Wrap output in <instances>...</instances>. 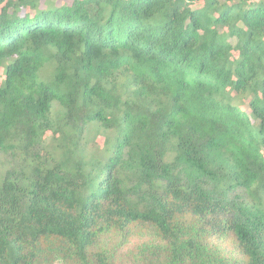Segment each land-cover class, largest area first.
<instances>
[{
    "label": "trees",
    "instance_id": "trees-1",
    "mask_svg": "<svg viewBox=\"0 0 264 264\" xmlns=\"http://www.w3.org/2000/svg\"><path fill=\"white\" fill-rule=\"evenodd\" d=\"M254 1L0 0V264H264Z\"/></svg>",
    "mask_w": 264,
    "mask_h": 264
},
{
    "label": "rangeland",
    "instance_id": "rangeland-1",
    "mask_svg": "<svg viewBox=\"0 0 264 264\" xmlns=\"http://www.w3.org/2000/svg\"><path fill=\"white\" fill-rule=\"evenodd\" d=\"M51 2H54V3H56L57 2V0H50ZM264 0H255L254 2H263ZM59 3V2H58ZM57 3V4H58ZM61 5V4H60ZM196 7V6H195ZM235 41L234 40H231V43H234ZM0 74H1V71H0ZM102 143H103V139L100 137L99 139H98V144H99V146L101 147L102 146Z\"/></svg>",
    "mask_w": 264,
    "mask_h": 264
}]
</instances>
